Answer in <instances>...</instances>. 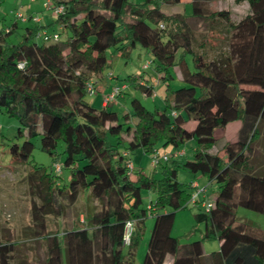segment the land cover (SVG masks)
<instances>
[{"label":"trees","instance_id":"16d2710c","mask_svg":"<svg viewBox=\"0 0 264 264\" xmlns=\"http://www.w3.org/2000/svg\"><path fill=\"white\" fill-rule=\"evenodd\" d=\"M180 1L51 0L63 6V12L54 16L61 29L55 32L56 40L33 39L45 25L24 26L17 42L6 41L0 31V108L16 117V137L24 136L20 144L7 147L11 163H26L31 139L39 136V148L52 163L69 169L65 184L58 182L53 166L47 171L31 164L24 175L27 233L40 238L45 248L44 258L35 264H134L147 215L152 224L140 264H264V229L235 217L237 206L264 214V167L260 157L250 158L253 142L261 144L258 153L264 155V0H234L246 3V11L238 16L226 9L211 10L214 0H188V15L160 9ZM188 18L222 22L224 55L207 58L194 48ZM135 45L151 55L157 82L164 84V107L148 110L133 97L132 122L125 115L119 123L113 102L94 108L83 100L85 83L91 80L94 92H100L94 79L102 87L110 80L107 73L102 75L107 47L127 57ZM185 54L191 57V69ZM170 70L181 86H171ZM122 83L125 89L128 84L151 94L152 86L140 76L116 82ZM187 121L193 126L184 127ZM233 121L239 122L234 140L211 149L214 131ZM126 132L130 139L124 141L121 136ZM108 133L115 136L114 143L108 141ZM59 137L63 148L57 162ZM189 139L195 141L191 158L167 157L158 179L134 167L127 172L125 161L135 147L147 154L156 142L178 149ZM179 168L217 185L212 206L193 214L196 222L203 223L201 238L182 243L170 229L192 190L191 182L177 181ZM149 188L156 191V200L143 208L140 191ZM80 196L84 217L65 225L60 235L49 230L47 215L59 216L64 206L59 198L73 205ZM128 220L132 228L124 245ZM207 238H216L219 245L204 254L202 240ZM14 245L0 219V264H22L12 262Z\"/></svg>","mask_w":264,"mask_h":264},{"label":"rangeland","instance_id":"374dc122","mask_svg":"<svg viewBox=\"0 0 264 264\" xmlns=\"http://www.w3.org/2000/svg\"><path fill=\"white\" fill-rule=\"evenodd\" d=\"M134 3H142L143 0H130ZM45 0H0V31L3 32L4 38L8 42H17L22 38L24 33V26H38L45 25L43 28H39L37 32L45 31L47 34L60 31L59 25L54 21V16L50 14L43 3ZM51 2V0H49ZM245 2H235L234 0H217L210 3L211 10L226 9L232 14L238 16L245 11ZM161 11L175 14L176 12L187 14L190 10V6L185 0H181L176 4H166L160 7ZM19 14L20 17H15V14ZM37 17L38 23H33L29 17ZM23 19V20H22ZM25 20V21H24ZM187 22L193 32V46L194 48L201 49L206 57H218L224 55L226 49L224 44L225 30L222 22L217 19H213L211 22L202 21L200 19H187ZM15 23V29L8 31L11 24ZM63 33L60 32L61 38ZM34 40L39 41V37L35 36ZM202 42V45L200 43ZM184 59L191 69V57L189 54L184 55ZM105 66L102 70V75L111 72L116 79L107 80L109 84L120 82L122 79L132 76H140L145 79L151 86V94L149 96L144 95L140 90L126 85L127 88L122 90L120 96L112 104V110L116 112L117 122L121 123L127 116V120L132 122L131 116L132 110L129 104L131 98H136L141 104L148 110L154 108H163V93L164 84L157 82V76L153 68V62L151 55L144 48L135 45L130 49L127 57H122L116 54L114 47H107L105 50ZM148 62V66L143 68L145 63ZM173 78L170 80V84L173 88L181 86L183 83L179 81L176 73L170 70ZM97 87H102V84L97 79H94ZM106 82V83H107ZM83 100L90 104L94 108L100 107L101 95L99 92L93 94H85ZM236 122L233 121L227 124L226 132L223 137H231L235 131ZM19 127L16 117L8 115L0 108V219L2 224L10 230V237L15 241L14 249L28 248L32 250L30 254V261L28 264H35L39 258V249L43 244L40 238H35L27 233V227L29 224V197L27 194L26 183L24 175L31 164L41 165L45 167L47 171L52 169V157L39 148V136L31 139L33 147L31 154L28 157V161L21 165L13 166L11 163V157L7 153V147L12 144H20L24 139L23 137H16V130ZM215 142L211 149H218L223 142L220 132L213 133ZM107 139L110 143L115 142V136L108 133ZM121 139L126 141L130 139L129 134L122 133ZM195 146L194 139L184 141L178 148L185 149L188 152L187 159L191 158L192 148ZM255 148L250 158H259L264 163V157H261L258 153L262 151L261 144L253 142ZM63 148V141L59 137L55 144L54 158L57 162L61 161L60 155ZM120 148V146H119ZM174 146L171 144L163 145L161 142H156L154 149L150 153H144L139 147H135L129 154V159L133 164V167L140 169V172L144 176H151L154 179L160 177L161 164H164L162 156L165 154L170 157L172 154L177 153ZM151 155H156L158 162L151 163ZM186 159L184 156H180L178 160ZM169 160V159H168ZM170 164V160L167 161ZM69 169L60 166V170L56 173L58 182L65 184L67 182ZM191 173L185 169H177L176 179L179 183L186 184L191 180ZM196 179L201 178L202 181L198 184L199 188H205L204 192L199 194L198 200L212 201L217 185L214 182H207L204 176L196 175ZM203 183V184H202ZM141 207L146 208L149 204H153L156 200L157 193L152 188L141 189ZM62 203L63 209L59 216L53 214L47 215V228L51 231L55 230V221L60 217L63 221V227L65 221L68 219H79L84 217V205L82 203L83 196H80L73 205H67L66 200L63 197L59 198ZM200 203L193 205L189 202L182 209H179L174 216L173 223L170 229V234L178 239L180 243L189 242L195 239H200L203 230V223L196 222L193 214L203 209ZM235 217L237 220H247L256 224L259 228L264 229V214L259 212L237 206L235 209ZM218 249V241L216 238H207L202 240V250L204 253H209ZM18 252L14 251V259L17 260ZM13 260L12 262H15ZM16 263V262H15Z\"/></svg>","mask_w":264,"mask_h":264},{"label":"built area","instance_id":"2783aa9c","mask_svg":"<svg viewBox=\"0 0 264 264\" xmlns=\"http://www.w3.org/2000/svg\"><path fill=\"white\" fill-rule=\"evenodd\" d=\"M43 6L50 11V13L55 16L58 14H61L63 12V6L62 5H53L51 2H49V0H45V2L43 3ZM15 17H20V15L17 13L15 14ZM29 19L33 22V23H38L39 19L37 17H29ZM23 20V19H22ZM25 21V20H24ZM36 36L39 38H43V39H48L49 37H51L52 39L56 40L58 38V34H56L55 32L51 33V34H47L45 31H40L36 33ZM22 65V63H18L17 66L20 67ZM148 66V62L145 63V65L143 66V68H146ZM107 79H112L113 75L111 74V72H108L106 74ZM125 88V84H112L108 90V92L104 93L101 95V105L106 107L107 105H109L110 103L114 102L117 95ZM85 92L87 94H93L94 93V87H93V82L91 80H88L85 83ZM123 155L127 156V152H123ZM174 156V154H173ZM168 156L167 155H163L162 159L166 160ZM125 166L127 169V172L129 173L132 168V162L129 159H126L125 161ZM158 162V158H156V155H151V163L154 164ZM53 169L54 172H58L60 170V166L58 163H54L53 164ZM190 187H191V193L189 196V200L188 202L191 204L196 203L198 200V195L203 193L204 188H199V186L195 183V182H191L190 183ZM201 206H203V208L205 210H208L211 206H212V201H201ZM131 228H132V221L128 220L125 222L124 225V231H123V237H122V242L124 245H126L128 243L129 240V235L131 232Z\"/></svg>","mask_w":264,"mask_h":264},{"label":"crops","instance_id":"0c3cea01","mask_svg":"<svg viewBox=\"0 0 264 264\" xmlns=\"http://www.w3.org/2000/svg\"><path fill=\"white\" fill-rule=\"evenodd\" d=\"M214 1H217V0H214ZM185 2H187L188 3V0H185ZM213 2V1H212ZM211 3V2H210ZM210 3H209V5H210ZM246 4V3H245ZM246 6V5H245ZM210 7V6H209ZM246 8L247 7H245V11H246ZM244 11V12H245ZM244 12H242V14H244ZM176 13H179V12H176ZM51 14V13H50ZM170 14V13H169ZM185 14V13H184ZM189 14V11L187 12V14L186 15H188ZM241 15V14H240ZM188 19H195V18H188ZM197 19V18H196ZM202 49V48H201ZM201 49H198V50H201ZM109 82H107V85H106V87H100V95H102V94H104V93H106L107 91H108V89H109ZM101 104V103H100ZM193 122L192 121H187L185 124H184V127H186V128H190V127H192L193 126ZM238 126H239V122L237 121L236 122V127H235V131L233 132V134H232V136L229 138V137H223L224 136V132H226V128H227V125H226V127L224 128V129H216L214 132H220L221 133V137H222V139H223V141H233L234 140V138H235V133H236V130H237V128H238ZM222 134H223V136H222ZM176 151H178L177 153H174V158H176L177 160L180 158V156L182 155V156H184V157H186L187 158V156L189 155L188 154V152L185 150V149H180V150H176ZM173 155V154H172ZM261 157H264V155L263 156H261ZM133 165V164H132ZM262 166L264 167V163H262ZM135 168V167H134ZM192 174V173H191ZM196 175L197 174H192L191 175V180H190V182H195L197 185L198 184H200L201 182H204V181H202L201 180V178H199V179H196L197 177H196ZM189 182V183H190ZM203 184V183H202ZM204 190H205V188H204ZM204 192V191H203ZM201 195H202V193H201ZM199 196V195H198ZM79 221L81 220V217L78 219ZM76 221V219L74 218V219H68V220H66L64 223H65V225H68V224H70L71 223V225H72V223H74ZM151 224H152V218L149 216V215H147V217L145 218V222H144V226H145V228H144V231H143V234H142V237H141V240H140V242H139V244H138V247H137V251H136V256H135V262H134V264H140V261H141V259H142V256H143V253H144V251H145V247H146V242H147V238H148V235H149V230H150V227H151ZM64 225V226H65ZM62 228H63V221H61V219H60V217L55 221V232H57V234L58 235H60L61 233H62ZM218 245H219V243H218ZM15 248V247H14ZM18 249H15V251L16 252H18L19 254H18V256H17V260L15 261L16 263L17 262H20V263H22V264H28L29 263V261H30V254H32V250H30V249H28V248H25V249H21L20 247H17ZM204 254H208V253H204ZM39 260H41V259H43L44 258V256H45V248H44V245L42 244L41 245V248L39 249Z\"/></svg>","mask_w":264,"mask_h":264}]
</instances>
